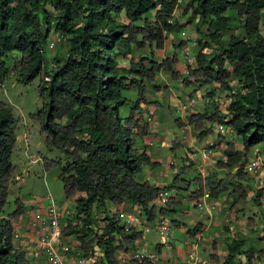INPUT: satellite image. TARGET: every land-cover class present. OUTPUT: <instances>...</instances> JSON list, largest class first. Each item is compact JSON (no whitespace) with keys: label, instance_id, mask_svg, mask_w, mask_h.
Segmentation results:
<instances>
[{"label":"trees","instance_id":"16d2710c","mask_svg":"<svg viewBox=\"0 0 264 264\" xmlns=\"http://www.w3.org/2000/svg\"><path fill=\"white\" fill-rule=\"evenodd\" d=\"M47 5L52 10L46 9ZM151 10L154 13L149 17ZM175 11L180 17L189 12L187 22L197 17L196 23L205 25L204 38L197 40L194 64L188 65L184 78L175 71V53L161 60H154L153 54L163 48L167 34L186 26L187 22L174 19ZM234 20L240 32L228 35L224 45L221 37L235 28ZM52 31L64 41L65 56L61 63L53 57L56 65L48 67L44 46ZM206 47L218 52L207 56L201 51ZM144 49L151 51L130 60L127 66L117 61L131 56L133 50ZM11 53L17 54L13 73L18 82L26 84L43 74L38 84L39 96L45 101L40 132L45 146L59 151L65 162L42 159L41 163L43 168L58 166L64 196L74 198L75 214L62 227L63 234L76 239L70 254L98 250L101 264H122L116 254L132 248L142 231L134 227L125 231L119 218L105 211L106 202L137 204L146 220L152 221L167 213L168 200L155 204L159 193L187 191L190 183L194 186L192 200L204 193L217 197L224 191L234 195L233 202L245 198L248 179L242 167L247 163V153L254 145L264 150V0H185L182 8L176 0H0V83L7 72L4 59ZM160 71L180 78L182 85L200 80L225 91L231 90L227 85L230 75L237 78L238 86L229 93L225 113L215 107L192 112L183 120L174 119L177 127L188 125L198 131L197 139L212 132L206 123L229 128L239 137L242 148L219 135L224 141V157L216 161V168L234 171L221 177L215 173L202 176L197 171L187 182L180 175L193 164L185 159L187 163L163 186L135 179L143 166L156 164L138 151L136 139L149 134L148 123L138 109L149 103L146 85ZM124 90H134L137 97L128 115L120 117L119 109L127 102ZM156 90L153 86L152 91ZM12 124L10 107L0 100V264H27L24 252L12 243V222L24 208L20 199L15 200L11 213L2 215L8 182L15 171L11 162L15 139ZM177 146L175 137L171 148ZM261 193L262 189H257L252 196L256 204ZM96 211L103 215L99 221L94 220ZM226 240L227 254L221 264H251L255 253L262 254L246 247L243 240ZM129 264L137 262L131 259ZM140 264L153 262L144 259Z\"/></svg>","mask_w":264,"mask_h":264},{"label":"rangeland","instance_id":"374dc122","mask_svg":"<svg viewBox=\"0 0 264 264\" xmlns=\"http://www.w3.org/2000/svg\"><path fill=\"white\" fill-rule=\"evenodd\" d=\"M179 7H183V2L179 4ZM46 9L52 10L49 5L46 6ZM179 11H176L174 13V19H177L181 23L187 22V16L189 12L185 16L180 17V14H178ZM228 15L233 17L232 12H227ZM151 12V16H152ZM149 16V17H151ZM121 19V16L119 17ZM122 20V19H121ZM197 17L192 19V22H187L186 26L182 29H180L178 32H173L171 35V38H175L177 41H183L184 44L178 45H171L169 46L166 43V46L162 50L153 51L154 57H169L172 55V53H175L177 63L175 65V71L179 72L181 75V78H184L182 69H181V59L183 52L186 50L191 55L192 58H194L196 51L199 49V45L197 43L198 39L204 38V24H197ZM235 28H233L229 34H225L221 37V40L223 44L227 42V37L230 34L236 35L240 32V28L238 26V23H236V20L233 22ZM261 31L263 28H260ZM170 38V39H171ZM167 40V42L170 41ZM178 46V47H177ZM64 41H62L61 36L55 32H50L48 35V38L46 39V45L44 46V57L47 61L48 67L56 65L55 61L53 60V57H56V59L59 61L58 63H61L64 59L65 54L64 52ZM151 49H144L140 51H136L135 56H126L124 58H118L117 61L120 65L127 66L130 62V60H135L139 55H148L150 53ZM202 53L206 54L207 56H211L212 54H215L218 52L216 48H203ZM5 65H6V76L5 80L0 83V100L3 101L6 105L10 107L11 110V116L13 120L12 129L14 134V143H13V149L11 153V162L15 166L14 174L11 175V178L8 182V188H7V196H6V202L2 208V215H7L8 213H11L15 209V200L17 198L20 199L23 205V211L21 215L19 216V219L25 223L30 222L32 219L36 217V215H41L43 212L41 211V208L44 210V207L47 206V204L50 202L46 199V196H49V198L54 202L55 207L58 211L63 212L65 210H68L70 212V216H74L75 214V203L74 198L69 197L66 198L63 193L62 184L60 180L57 177L58 173V166L52 165L48 168H43L41 160L42 159H58L60 161V164H63L65 162V157L56 149H48L44 144V136L40 132V122L41 118L44 116L43 114V105L45 101L39 96V81L43 74L35 77L32 81L24 84L21 82H18L15 79L13 69L16 65L17 60V54L11 53L9 54L5 59ZM161 60V59H160ZM146 65V63H144ZM194 62L192 60L191 66H193ZM225 68L228 70L230 69V66L225 63ZM169 76L168 74L162 75V78L165 80L166 77ZM170 77L167 78V80ZM179 79H173L169 82L168 86V95H170L167 98H170L171 104L174 105L175 101L179 102L181 106L176 109V114L182 113V119L185 117V114L188 111H205L206 109L212 110L216 107L221 113H225V107L228 104L229 101V93L230 91H234L238 84L237 78L233 77V74L230 75L229 79H227V85L231 88V90H224L223 88H220L217 84L212 83L209 85L202 84L200 80H193V82L189 85H182ZM167 91V92H168ZM122 95L127 99L126 104H124L119 109V116L125 117L128 115V113L131 111V107L133 106V101L136 99L137 94L134 90H124L122 92ZM151 97V95H149ZM159 96H156V94L152 95V98H158ZM183 98V99H180ZM174 99V101H173ZM159 101V100H158ZM174 102V103H173ZM143 107L138 109L142 117L145 115L142 113ZM175 115V114H174ZM177 116V115H175ZM172 117V116H171ZM172 122V120H170ZM156 122H158L156 120ZM217 124V123H216ZM212 125V123H206L207 127H210L211 131L209 135L214 140L219 139L218 133L220 130H218L217 125ZM158 126H162L160 130H164L160 132L161 136H165L164 138L167 140V143H169V137L171 133H168L169 131L175 130L176 127L172 125H165L163 123H159ZM167 130H166V129ZM157 128H155L156 130ZM229 129V128H228ZM175 130L174 132H176ZM196 132V131H195ZM198 132V131H197ZM196 132V133H197ZM169 136V137H168ZM149 137H152L150 134L147 136H143L141 138L136 139V144L140 145L141 140L143 138L147 140ZM223 139L225 141H229L230 139H234L235 135H233L232 131H225L222 135ZM156 141V140H155ZM206 140L195 141V149L199 150L203 146ZM220 141V139H219ZM221 144H224V141H220ZM253 149L255 152L259 151L261 149V145H254L252 150L249 151L250 155L253 153ZM263 149V148H262ZM184 148H181L180 146H177L173 148L172 150H169L167 147L162 148L161 147V154L163 156H169L171 153L174 154V157H168V159H172L177 165H175V171L178 169V167L181 166L180 157L183 155ZM252 152V153H251ZM249 153H247V159L249 157ZM165 161V160H164ZM162 162L160 165L155 168H150L148 166H144L142 168V171L146 170L149 171L152 170V177H149L148 183L153 185L155 176H158V178L161 179L160 176H162L163 169L170 170L172 167L165 162ZM174 167V166H173ZM197 173L196 167L193 165L192 168H190L189 171H186L180 175V179H184L187 182H190L191 179L195 176ZM248 176V175H247ZM20 178H23V181L20 180ZM135 179L137 181H140V174L136 175ZM249 180L250 178L247 177ZM159 180V179H157ZM171 181V178L169 179ZM170 181L167 180L169 183ZM161 182V181H160ZM194 186L192 183H190L189 188L187 191H181V190H171L169 191V195H174V191H178L177 195V203L176 206L183 205L181 209H178V212H181V210L184 208L187 212H202L199 211L196 207L190 206L188 203V197L187 194H189L193 190ZM186 200V201H182ZM33 204V205H31ZM108 204V207H113V203L106 202ZM157 204H159L157 202ZM176 211V212H177ZM261 214H264V208L263 206H260ZM96 219L102 217V212H94ZM246 215V212H245ZM170 216V215H169ZM173 216H176L175 214ZM43 217V216H42ZM99 217V218H98ZM124 219V217H122ZM121 219V220H122ZM64 222H62L61 227L65 224L67 221L64 218ZM72 220L74 218L72 217ZM13 223V222H12ZM236 225V224H235ZM96 228V225H94ZM93 227V229H94ZM238 228V226L236 225ZM235 227V228H236ZM236 228V230H237ZM170 232V231H169ZM171 236H174L177 240L181 241V238L176 230L173 232L171 231ZM146 239L150 238L153 241H157V244L161 246L163 244L160 242L159 234L154 231L152 228L148 232L144 233ZM62 236L64 239L70 238L71 242L69 245L70 251L74 248L73 245H75L74 237L73 235H65L62 233ZM171 238H169L170 240ZM16 240V241H15ZM76 240V239H75ZM13 241L17 242V238L13 236ZM260 244H255L256 249H261L264 246V241L258 240ZM172 242V241H169ZM246 247L251 246L254 247V245H245ZM162 247V246H161ZM145 249L142 251L144 252ZM69 252V251H68ZM94 252V251H93ZM141 253V250L139 251ZM166 250L164 247L160 251V258L166 256L165 255ZM89 254V253H88ZM92 254V253H90ZM70 255V253L68 254ZM201 256H206L205 253H200Z\"/></svg>","mask_w":264,"mask_h":264},{"label":"crops","instance_id":"0c3cea01","mask_svg":"<svg viewBox=\"0 0 264 264\" xmlns=\"http://www.w3.org/2000/svg\"><path fill=\"white\" fill-rule=\"evenodd\" d=\"M151 12L153 14L154 10H151L148 13L149 16H151ZM174 13L173 17L176 16H174ZM171 35L172 33L166 35L163 48L161 49L162 51L166 46V43L171 46L176 45L179 42L175 38H171ZM169 39L170 41L167 42ZM135 53L136 51L133 50L131 55L135 56ZM139 53L140 51L138 54ZM160 59H162V57H154V60ZM166 74L169 76H167L164 80L162 75ZM168 77L170 78L167 80ZM170 81H172V77L169 72L160 71L157 73L154 77V81L149 85H146V100L149 101V103L141 104V107H143L142 113L145 115L144 118L147 116V113L152 112V119L148 122L145 121L148 123L149 134L152 137H149L147 140L143 138V140H141L142 147L136 144L138 151H143L149 157L150 161L155 162V168L158 166L157 164L160 165L164 160L166 164L172 167L171 171L163 169L162 176H160L161 179L158 178V176H155V182H153V185L163 186L167 184V180L170 181L169 179L172 178L176 173L175 165L177 164L172 159H168V157H174V154L171 153L168 157L161 154V147H167L169 150H172L171 143L175 137H177V145L181 148H184V153L180 157L181 165L183 163H187L185 162V159H189V161L192 162V164L202 176H205L208 173H215L218 177H221L226 173H231L234 171L233 169L229 170L216 168V161L223 159L224 157V144H221L219 139L214 140L209 135H206L201 139H197L195 137V131H193L190 126L186 125L181 128L177 127L174 119L179 118L183 120L184 118L182 119L181 112L180 114H176V109L181 106V104H179L180 101H175V103L173 102L174 105H172L170 98H167L170 96L168 95V84ZM153 86L157 87L156 91H152ZM154 94L159 96L157 100L156 98H152V95ZM149 95H151V97ZM192 112L195 111H188L187 113L183 114L186 116ZM156 120L158 122H156ZM170 120H172V122ZM159 123H163L164 127L165 125L168 126L169 124L176 127V132H174L175 130L172 129L168 132L171 133L170 137L168 136L169 143H167V140L164 138L165 136H161L160 132L164 130H160L162 126H158ZM224 127L225 130L227 129L229 131L225 125ZM155 128L157 129L155 130ZM225 130L220 131L218 135L222 136ZM201 140L206 141L203 146L199 148V150H196L194 142H200ZM229 141H232L237 149L242 148L241 141L238 136H235L234 139H230ZM202 150L207 152L206 158H202L200 156V152ZM252 152L251 155L249 153L250 158H248L247 161H249L251 157L256 154H264V150L262 148L257 152H255L253 149ZM142 168L139 173L140 181L148 182L149 177H152V170L150 169L147 171L146 169L142 171ZM150 168H154V166ZM247 175V177L250 178L246 181L245 186L247 194L244 199L238 200L236 202H233L232 199V196L234 195L229 196L228 191L221 192L217 197L213 198L204 193V195L199 199L193 200L201 205V208H198L196 205H192L190 203L192 199L190 198V193L187 194V201L189 205L196 207L202 212H187L184 208L181 210V212H178L177 210L181 209L183 206L182 204L180 206H176V204L179 203L177 202L178 191H174V195L172 196L169 195V192H167L169 197L168 204L165 206L167 213L162 216H156L152 221L145 220L146 217L143 215L137 204H131L129 202H123L121 204L113 203V207H108V204L105 203V211H107L109 214H114L121 222L123 220L122 217H126V215L140 214V222L135 224L133 227L136 230L142 231V234L138 239H136L132 248L128 249L127 252H118L116 254L117 261L122 264H129L135 253H139L140 250L142 252L145 249V251L142 253L155 254L153 264H181L188 250L190 249V244L194 242L195 250L200 259L209 261L211 264H221L227 254L225 247V242L227 241L226 239L234 238L245 241L247 245H254L253 248L255 250L262 251V254L255 253L254 257L251 259V264H264V246L261 249L255 248V244H260L258 240L264 241V214L262 215L260 211V206H263L264 208V180H260L256 176H251L249 174ZM20 180L23 181V178H20ZM257 189H262L258 204L252 201V196L255 194ZM182 201L186 200L182 199ZM157 202L159 204H157ZM155 204L161 205V203L157 200L155 201ZM41 211L43 214H41L40 217L44 216L45 207L44 210L41 208ZM174 214L176 216H173ZM19 216L13 220V231L17 235V242L12 240L13 246L24 252L27 264H48L42 255H33V251L35 250V240L29 226L30 222L25 223L21 221ZM161 217H166L170 222L169 237L164 243L162 242V239H160V242L163 243L161 244L162 247L159 244L157 246V241H153L150 238L146 239L144 235V233L151 230V228L153 229V224ZM70 218L71 216L66 219ZM227 224H232L235 227L236 225L238 226V228L236 227L237 232L234 235H232L227 230ZM174 230L178 232L181 241L177 240L174 236H171L170 233ZM169 238L171 239L169 240ZM163 247L166 250V256L160 258L159 253ZM200 253H205L206 256H201ZM69 256H76V254L73 255L71 253ZM122 256H124L123 259Z\"/></svg>","mask_w":264,"mask_h":264},{"label":"built area","instance_id":"2783aa9c","mask_svg":"<svg viewBox=\"0 0 264 264\" xmlns=\"http://www.w3.org/2000/svg\"><path fill=\"white\" fill-rule=\"evenodd\" d=\"M176 2L177 4H181L182 2H185V0H176ZM192 60L193 58L191 55L185 50L180 61L183 75H187L188 65L192 63ZM151 119L152 112H149L147 113L145 120L150 121ZM217 128L220 131L225 130L223 124H217ZM200 156L202 158H206L207 152L202 150L200 152ZM242 169L247 174L256 176L260 180H264V154H256L251 157V159L243 165ZM46 199L50 202L45 207L44 216L40 217V215H36V217L32 219L29 224L35 240V250L33 251V255H42L48 264H101L103 258L100 251H94L92 254L77 257L68 255L71 239H64L62 236L61 221L65 217L68 218L70 216V212L68 210L63 212L58 211L49 196H46ZM167 199L168 194L165 190H163L159 193L157 201L164 202ZM190 203L192 205H196L198 208H201V205L198 202L192 200ZM139 222V214L126 215L123 219L122 226L126 231ZM153 229L159 234V239H162V242H165V240L169 237L170 222L166 217H161L153 224ZM227 230L232 235L237 232L235 226L232 224H227ZM14 237H17L15 233ZM194 245V242L190 244V249L181 264H211L209 261L199 258ZM123 258L124 256H122V259ZM154 258L155 256L152 253H135L132 259L136 260L137 264H140L144 259L152 261Z\"/></svg>","mask_w":264,"mask_h":264},{"label":"clouds","instance_id":"9594fccd","mask_svg":"<svg viewBox=\"0 0 264 264\" xmlns=\"http://www.w3.org/2000/svg\"><path fill=\"white\" fill-rule=\"evenodd\" d=\"M145 121H146V120H145ZM147 122H148V121H147ZM225 131H227V129H226ZM167 194H168V193H167ZM168 199H169V197H168ZM168 199H167V200H168ZM139 215H140V214H139ZM66 218H67V217H65V219H66ZM145 220H146V219H145ZM62 221H65V220L63 219ZM62 221H61V224H62ZM122 222H123V220H122ZM133 226H134V225H133ZM133 226H132V227H133ZM130 228H131V227H130ZM13 236H14V233H13ZM163 243H164V242H163ZM70 250H71V249H70ZM70 250H69V251H70ZM96 251H98V250H96ZM141 253H142V252H141ZM143 254H149V253H143ZM152 254H154V253H152ZM86 255H88V254H86ZM77 256H84V255H79V254H77L76 257H77ZM154 256H155V254H154ZM152 262H153V260H152Z\"/></svg>","mask_w":264,"mask_h":264}]
</instances>
